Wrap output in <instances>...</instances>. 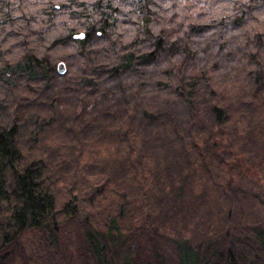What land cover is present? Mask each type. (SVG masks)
<instances>
[{"label":"trees","instance_id":"obj_1","mask_svg":"<svg viewBox=\"0 0 264 264\" xmlns=\"http://www.w3.org/2000/svg\"><path fill=\"white\" fill-rule=\"evenodd\" d=\"M34 234L264 264V0H0V264Z\"/></svg>","mask_w":264,"mask_h":264},{"label":"rangeland","instance_id":"obj_2","mask_svg":"<svg viewBox=\"0 0 264 264\" xmlns=\"http://www.w3.org/2000/svg\"><path fill=\"white\" fill-rule=\"evenodd\" d=\"M259 206H256V211H258ZM42 238V237H41ZM41 241V249L43 252V258L40 264H61L66 263L69 261V256L65 251V242L61 241L58 242L56 247H53L48 250V246H45V242H42V239L39 238L38 235H29L27 237L26 242L24 243L25 249L27 253H30V256H35L39 242ZM61 262V263H60ZM70 262V261H69ZM16 264V263H15Z\"/></svg>","mask_w":264,"mask_h":264},{"label":"water","instance_id":"obj_3","mask_svg":"<svg viewBox=\"0 0 264 264\" xmlns=\"http://www.w3.org/2000/svg\"><path fill=\"white\" fill-rule=\"evenodd\" d=\"M75 38H82L83 35L82 34H77L74 36ZM66 68H65V64L63 62H59L57 65V71L59 74H63L65 72Z\"/></svg>","mask_w":264,"mask_h":264}]
</instances>
